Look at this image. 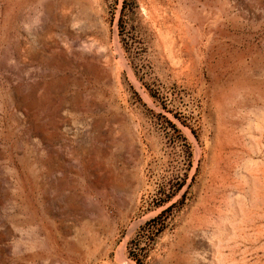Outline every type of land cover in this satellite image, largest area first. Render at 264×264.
Listing matches in <instances>:
<instances>
[{"label": "rangeland", "instance_id": "rangeland-1", "mask_svg": "<svg viewBox=\"0 0 264 264\" xmlns=\"http://www.w3.org/2000/svg\"><path fill=\"white\" fill-rule=\"evenodd\" d=\"M154 219L144 264H264V0H0V264Z\"/></svg>", "mask_w": 264, "mask_h": 264}, {"label": "trees", "instance_id": "trees-1", "mask_svg": "<svg viewBox=\"0 0 264 264\" xmlns=\"http://www.w3.org/2000/svg\"><path fill=\"white\" fill-rule=\"evenodd\" d=\"M161 195L168 198L167 188L161 192ZM166 200L167 199H163V201H166ZM163 224L161 225V228L164 226ZM144 229H145V226H144ZM155 230H160V227H159V229L157 227V220L156 219H154L153 225L149 226V229L146 230L147 232H144L142 235L139 234L138 237H136L132 240V243L134 244L135 247H134V250L132 249L131 252H132L133 258L137 261L138 264H144V260L147 257V252H145V253L139 252L138 253V251H135V250L140 249V251H141V250L145 249V247L142 246L143 240L146 238L145 236L153 234L155 232Z\"/></svg>", "mask_w": 264, "mask_h": 264}, {"label": "bare ground", "instance_id": "bare-ground-1", "mask_svg": "<svg viewBox=\"0 0 264 264\" xmlns=\"http://www.w3.org/2000/svg\"><path fill=\"white\" fill-rule=\"evenodd\" d=\"M75 100V99H74Z\"/></svg>", "mask_w": 264, "mask_h": 264}]
</instances>
